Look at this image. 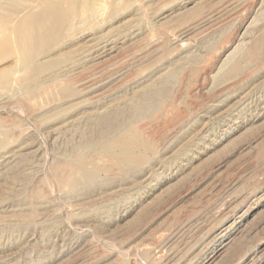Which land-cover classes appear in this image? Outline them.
Listing matches in <instances>:
<instances>
[{
    "label": "rangeland",
    "instance_id": "rangeland-1",
    "mask_svg": "<svg viewBox=\"0 0 264 264\" xmlns=\"http://www.w3.org/2000/svg\"><path fill=\"white\" fill-rule=\"evenodd\" d=\"M82 2L31 82L0 0V264H264V0Z\"/></svg>",
    "mask_w": 264,
    "mask_h": 264
},
{
    "label": "bare ground",
    "instance_id": "bare-ground-1",
    "mask_svg": "<svg viewBox=\"0 0 264 264\" xmlns=\"http://www.w3.org/2000/svg\"><path fill=\"white\" fill-rule=\"evenodd\" d=\"M39 1H40L41 4L46 6V9L43 12H41V13L30 14V15H28L26 17H23L21 20H19L17 25L15 27H12L13 31L15 32V33H13V36L15 35L14 40L5 41V43L13 42V44H15V45L17 44L18 46L15 49H10V48L9 49H4L1 52V53H6V55L7 54H15V55H17L18 62L20 63L21 71H24L26 73V80L30 79L31 82L36 81L37 73H39L45 66L44 64H43L44 66H42V63L41 64L39 63L41 66H39L37 64V62L35 60V53L37 52V53L41 54L43 52L50 51L52 49V47L55 45L56 39L59 38L61 36V34H62V32L60 31V28H61V24H62L61 23L62 19H63L64 15H65L63 13V7H62L63 5H62V3H64V2L65 3H69L70 6L72 5L74 7L72 10L75 11L76 4L78 3L79 0H39ZM82 3L85 5L84 9L86 10V0H83ZM90 11H92V9ZM92 14H94V12ZM92 14L90 13L89 16L92 17ZM84 27L82 29H84ZM0 30H2V29H0ZM37 45H39L40 48L38 49V51H35V48H36ZM254 48H256V47H254ZM233 68H234V70H236L237 66H235ZM47 71H48V69H47ZM12 74H13L12 70H8L6 68H5V70H1L0 71V84H2L5 87L8 86L9 84L11 85V82H12V80H11L12 77L11 76H12ZM50 77H51V75H50ZM38 83H41V82H38ZM144 103H146V102H144ZM152 107L153 106L148 104V103L147 104H141L140 103L137 106L135 105V107L132 108V113L130 114V116H131L132 119H134V117H137L138 114H140V113L142 114V112L144 113L146 111H150ZM133 132H135V131H133ZM124 133H126V132H124ZM124 133H123L124 136L119 138V139H117V140L108 141V143L104 142L101 145L102 146L101 148H102V151L104 153H107V155L109 154L110 156H113L112 154L116 153V151H118V152L120 151L119 153L121 154V157L119 158V161L118 160L117 161L122 167H127L128 168V167L136 164V161H135L134 158H137V157H135L136 155L134 153L135 151H134L133 147H130V145H132V143L129 141L130 139H128L130 134L127 135V133H126V135H127L126 136ZM121 135L122 134H120L119 137ZM136 137H137V139L138 138L140 139V137H138V136H136ZM133 140L131 139V141H133ZM138 140H136V142ZM128 141H129V143H128ZM140 143H139L140 146H143V145L145 146V143L143 141H141ZM87 144H88V142H87ZM133 146H135V143H134ZM84 158H81L80 161L78 162V167H80V170H84V168H85V159ZM138 158H140V157H138Z\"/></svg>",
    "mask_w": 264,
    "mask_h": 264
}]
</instances>
